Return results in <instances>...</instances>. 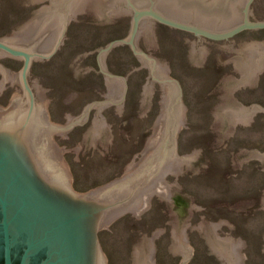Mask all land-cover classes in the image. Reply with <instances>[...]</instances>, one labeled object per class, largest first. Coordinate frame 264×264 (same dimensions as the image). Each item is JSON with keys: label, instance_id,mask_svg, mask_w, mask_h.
Listing matches in <instances>:
<instances>
[{"label": "water", "instance_id": "95a60500", "mask_svg": "<svg viewBox=\"0 0 264 264\" xmlns=\"http://www.w3.org/2000/svg\"><path fill=\"white\" fill-rule=\"evenodd\" d=\"M91 15L101 24L118 23V17L133 15L128 36L110 41L98 52L107 97L106 102L84 107L82 114L69 116L67 124L49 123L48 105L33 97L28 74L35 57L58 55L60 44L72 40V20ZM160 21L197 34L192 59L202 62L205 54L201 35L230 40L232 36L264 30V0H0V55L24 58L17 74L27 97L23 104L15 94L9 106L0 108V256L1 264H111L103 255L98 231L110 224L109 217L128 213L141 219L154 209L152 200L179 202L172 186L182 187L180 174L192 169L203 150L180 158V129H189L181 84L171 77L169 63L152 56L158 50L155 22ZM130 44L149 69L142 108L152 106L154 81L159 80L162 113L146 150L135 153L125 177L79 192L71 183V167L58 147L55 134L87 125L92 108L99 106L86 136L91 145L114 146L104 108L116 103L124 113L127 83L107 67L108 52L119 44ZM235 69L241 77L227 76L231 93L257 86L264 72V40L237 50ZM3 73L0 89L6 81ZM264 107H243L240 100L218 104L216 123L230 120L222 140L235 137L237 123L251 125L250 118ZM264 160V149L235 161L248 164ZM176 223L173 253L187 248L183 264H244L250 243L242 236L220 235L231 221L192 224ZM137 264H155L154 239L138 238Z\"/></svg>", "mask_w": 264, "mask_h": 264}, {"label": "rangeland", "instance_id": "374dc122", "mask_svg": "<svg viewBox=\"0 0 264 264\" xmlns=\"http://www.w3.org/2000/svg\"><path fill=\"white\" fill-rule=\"evenodd\" d=\"M133 15L118 17V23L101 24L91 15L72 20V40L60 44L58 55L35 57L28 74L33 97L48 105L49 123L67 124L69 116L82 114L84 107L107 101L98 61L99 50L110 41L128 36ZM158 50L152 56L171 66V77L181 84L189 129H180V158L203 150L192 169L180 174L182 187L172 186L178 202L152 200L154 209L143 211L141 219L128 213L112 218L98 231L103 255L111 264H137L135 244L138 238L154 239L155 264H183L187 251L173 253L176 223L192 224L206 219V224L231 221L220 228V235L242 236L250 243L243 254L244 264H264V160L239 164L252 150L264 149V113L250 118L251 125L237 123L235 137L223 139L230 120L217 122L218 104L240 100L243 107H264V72L257 74V86L235 91L232 95L228 77H241L235 69L237 50L264 40V30L232 36L235 46L224 49L230 40L201 35L205 56L192 59L197 34L164 22H155ZM110 72L127 83L124 113L116 103L104 108L112 145L90 146L93 137H85L99 106L92 108L87 125L69 131V137L56 135L58 147L71 167L75 190L87 192L125 177L126 167L135 153L146 149L147 138L155 133L161 115L159 80L154 81L152 106L142 108L149 69L130 44H119L106 57ZM0 65L7 76L17 75L24 58L0 55ZM3 73L0 71V80ZM0 89V108L5 109L15 94L28 102L21 77L6 79ZM40 87V89H38ZM36 95V96H35ZM158 234V235H157Z\"/></svg>", "mask_w": 264, "mask_h": 264}, {"label": "bare ground", "instance_id": "6f19581e", "mask_svg": "<svg viewBox=\"0 0 264 264\" xmlns=\"http://www.w3.org/2000/svg\"><path fill=\"white\" fill-rule=\"evenodd\" d=\"M10 78H12V80H14V79H16L17 78V75H14V74H10V76H7L6 77V79H9L10 80ZM4 86V85H3ZM2 86V87H3ZM38 89H40V87H38ZM36 96V95H35ZM40 96H41V98L44 100V103H45V95L43 94V93H40ZM162 110H163V107H162ZM161 113H162V111H161ZM161 116V115H160ZM99 118V117H98ZM159 119H160V117H159ZM159 119H158V121H157V123H156V128H157V125H158V122H159ZM156 128H155V131H156ZM154 136V135H153ZM153 138V137H152ZM146 150V149H145ZM113 217H109V219L111 220ZM158 235V234H157Z\"/></svg>", "mask_w": 264, "mask_h": 264}, {"label": "flooded vegetation", "instance_id": "af4514ba", "mask_svg": "<svg viewBox=\"0 0 264 264\" xmlns=\"http://www.w3.org/2000/svg\"><path fill=\"white\" fill-rule=\"evenodd\" d=\"M4 261V259H3V255L1 254V256H0V264L2 263ZM16 264V263H15Z\"/></svg>", "mask_w": 264, "mask_h": 264}]
</instances>
